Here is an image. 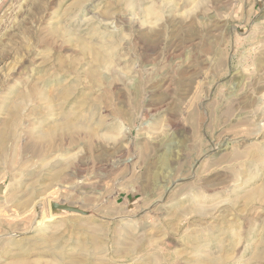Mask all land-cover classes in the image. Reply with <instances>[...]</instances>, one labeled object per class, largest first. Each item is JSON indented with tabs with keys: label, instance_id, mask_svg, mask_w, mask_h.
<instances>
[{
	"label": "rangeland",
	"instance_id": "obj_1",
	"mask_svg": "<svg viewBox=\"0 0 264 264\" xmlns=\"http://www.w3.org/2000/svg\"><path fill=\"white\" fill-rule=\"evenodd\" d=\"M0 264H264V0H0Z\"/></svg>",
	"mask_w": 264,
	"mask_h": 264
},
{
	"label": "water",
	"instance_id": "obj_2",
	"mask_svg": "<svg viewBox=\"0 0 264 264\" xmlns=\"http://www.w3.org/2000/svg\"><path fill=\"white\" fill-rule=\"evenodd\" d=\"M50 207L52 210L58 209V210H63V211H67V212H80V209L72 206V205H68V204H62V203H56V202H52L50 203Z\"/></svg>",
	"mask_w": 264,
	"mask_h": 264
}]
</instances>
